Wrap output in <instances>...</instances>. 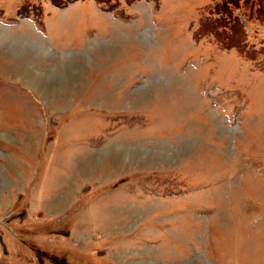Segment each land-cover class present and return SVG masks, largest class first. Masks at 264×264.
Instances as JSON below:
<instances>
[{
	"label": "rangeland",
	"instance_id": "374dc122",
	"mask_svg": "<svg viewBox=\"0 0 264 264\" xmlns=\"http://www.w3.org/2000/svg\"><path fill=\"white\" fill-rule=\"evenodd\" d=\"M0 0V264H264V0Z\"/></svg>",
	"mask_w": 264,
	"mask_h": 264
},
{
	"label": "trees",
	"instance_id": "16d2710c",
	"mask_svg": "<svg viewBox=\"0 0 264 264\" xmlns=\"http://www.w3.org/2000/svg\"><path fill=\"white\" fill-rule=\"evenodd\" d=\"M98 1H104V0H98ZM54 2L56 3V5L58 4L57 0H54ZM59 6L61 5V2L58 4ZM230 6L234 7V8H238L239 7V0H224L222 3V7L224 8V10H221V12L224 13V15L227 16V14L231 13V8Z\"/></svg>",
	"mask_w": 264,
	"mask_h": 264
}]
</instances>
